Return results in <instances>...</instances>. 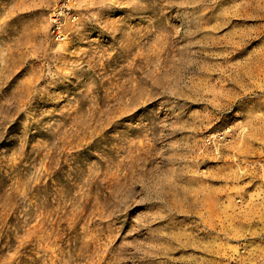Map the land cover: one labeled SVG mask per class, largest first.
I'll list each match as a JSON object with an SVG mask.
<instances>
[{"label":"rangeland","instance_id":"rangeland-1","mask_svg":"<svg viewBox=\"0 0 264 264\" xmlns=\"http://www.w3.org/2000/svg\"><path fill=\"white\" fill-rule=\"evenodd\" d=\"M0 264H264V0H0Z\"/></svg>","mask_w":264,"mask_h":264},{"label":"built area","instance_id":"built-area-1","mask_svg":"<svg viewBox=\"0 0 264 264\" xmlns=\"http://www.w3.org/2000/svg\"><path fill=\"white\" fill-rule=\"evenodd\" d=\"M56 37H57V39H58V38H61V33L57 32V33H56ZM223 136H224V135H222L221 138H222Z\"/></svg>","mask_w":264,"mask_h":264}]
</instances>
